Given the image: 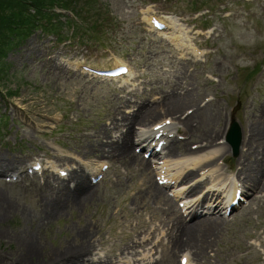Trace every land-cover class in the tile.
Segmentation results:
<instances>
[{
	"label": "rangeland",
	"instance_id": "obj_1",
	"mask_svg": "<svg viewBox=\"0 0 264 264\" xmlns=\"http://www.w3.org/2000/svg\"><path fill=\"white\" fill-rule=\"evenodd\" d=\"M75 2L53 0L45 8L33 6L41 8L40 11L27 9L32 19L23 15L22 19L11 20L16 28L7 35L6 42H0V154L25 158V165L44 159L43 165L51 172H56L55 167L67 168L56 162L58 157L76 168L82 162L98 168L102 159L95 161L97 158L91 156L92 160H81L86 154L80 151L84 142L79 140L83 141L85 135L93 141L96 139L93 130L89 133L83 130L93 127V122L105 125V119H99L110 103L126 97L122 101L129 104L120 107L122 114L130 115L138 109L134 107L136 103L147 105L171 90L192 85L203 99L201 105L209 102L217 105L238 125L241 134L238 154L234 155L232 146L227 144L229 152L226 150L224 162L235 170V161L242 152L245 120L258 115L264 105V0ZM155 16L167 24H175L182 39L170 43L152 34L145 23L151 26L147 18ZM167 30L160 34L170 36ZM82 62L95 68L129 65L131 78L127 82L132 85L126 89L130 94L119 91L117 85L82 75L76 71V64ZM228 132L223 138L220 135L218 141H225ZM177 138L173 143L186 140L189 148L202 144L198 139L190 140L181 131ZM95 144L97 147L98 143ZM222 162L219 160V165L227 170ZM115 168L109 170L99 185L94 200L74 207L67 220L57 222L53 230L32 232L42 259L36 262L47 264L50 260L43 261L44 255L58 254L57 250L67 244L78 243L82 239L80 232L86 230L95 233L96 238H91V243L98 247L95 254L119 257L117 250L130 243L134 228L139 226L136 235H144L146 245L135 244L130 257L141 260L151 256L152 264H164L163 251L172 246L168 238L171 224L156 202L138 199L141 202L138 204L135 199L139 185L145 181L138 167L127 168L117 163ZM6 175H0L3 196L0 205L10 202L13 211L0 222V264H22L14 255L18 247L13 238L31 236L24 231L30 230L31 218L39 217L45 203L39 204L41 197L33 193L29 183L27 187L12 185ZM38 175L43 180L42 170ZM150 178L156 183L152 170ZM261 197L264 193L257 195L255 204L251 203L249 213L243 214L244 208L237 211L222 235L214 238L211 257L213 261L220 260L217 264H236L239 245L250 244L262 251L264 199L260 201ZM185 253L180 250L174 263L180 264ZM111 262L117 264L115 258Z\"/></svg>",
	"mask_w": 264,
	"mask_h": 264
},
{
	"label": "bare ground",
	"instance_id": "obj_2",
	"mask_svg": "<svg viewBox=\"0 0 264 264\" xmlns=\"http://www.w3.org/2000/svg\"><path fill=\"white\" fill-rule=\"evenodd\" d=\"M28 53L30 54L32 51L29 50ZM54 75L61 78L57 73ZM191 87L192 85H187L178 88V90H171L158 102L147 103V105L136 103L134 107L138 109L130 115L122 114L120 107L121 104H129V101H122L126 97L115 101L114 104L110 103L102 115L103 117L99 119H105V125L92 121L93 127L88 126L83 130L88 133L93 130L96 139L93 141L90 136L85 135L83 141L79 140L84 142L80 151L86 154L80 157L81 160H92L91 156L98 159L95 161L102 159V162L105 160L112 162V159L114 161L112 162L113 168L117 163L124 164L127 168L128 166H135L139 169L138 173L144 175L145 181L139 185L138 189L136 188L135 199L139 202L138 204H141L139 201L141 199L143 201L149 199L152 203L156 202L155 204L160 206L161 213L166 216L167 221L171 224V229H168V238L172 246H168L163 251L164 264H175L174 259L180 250L187 252L182 258L188 259V264L193 258L195 259L193 262L195 261L196 264H217L220 260L213 261L211 251L214 250H211L213 247L210 246H213L214 238L217 239L221 236L229 224L225 219L206 217L187 223L162 189L152 181L150 178L152 167L146 160L135 154L132 147L134 144L154 140L157 134H160L159 137H161L158 142L165 139L169 153L166 158H161L158 165L154 167L158 176L169 178L171 182L187 181L179 187V190L175 191L178 195H190L186 198L187 200L201 197L205 193L201 199L191 201L188 205L190 206L189 210H191L189 215L193 217L192 220L197 217V211L202 209L207 202L210 209L219 210L222 207V202L225 201L223 200L225 195L231 191L230 186L232 189L240 190L242 197L250 195V193L257 195L264 193V105H262L258 115L245 120L242 152L235 161L237 163L236 169L232 170L233 166L224 164L227 151L229 152L227 143L219 142L218 138L220 135L223 138L228 132L229 127L234 122L233 118L229 113L224 114L217 105H211L210 102L201 105L200 102L203 99ZM124 91L123 88L121 92ZM190 109L192 111L189 112ZM107 122L110 124L108 125ZM153 126H160V129L155 130L152 128ZM180 131L190 140L198 139L202 144L198 145L197 148L193 146L189 148V141L186 140L180 144L170 142L169 137L177 135L176 133ZM95 143H98L97 147ZM182 149L183 151H181ZM24 160L25 158H10L0 154V175H14L18 177L17 179L21 178L12 185L27 187V183H29L33 193H37L41 197L39 204H42L41 201L45 203L39 217L31 218L30 230L24 231L26 235L31 236H15L13 238L14 241H17L18 250L14 252L17 261L27 264L42 260L37 251V244L33 240L32 232L39 234L45 230L47 233L53 230L60 220H67L66 216L71 214L74 207L84 206L89 200H94L97 197L99 183L92 185L82 168L73 167L72 163L66 162L60 157L58 160L56 159V162L67 167L63 169V173L66 171L65 174L51 172L48 167L43 165V168L46 169L42 171L43 180H40L39 175L27 173L29 164L25 165ZM219 160L223 161L227 170L219 165ZM82 166L92 175L93 168L85 163H82ZM228 174H236V176H229ZM0 196L3 197L1 193ZM5 197L9 200L8 195ZM6 199L4 201L7 203ZM1 201L4 203L3 200ZM12 211L13 207L10 202L1 204L0 222L5 218V215L12 213ZM244 211L248 212L247 209ZM138 227L136 226L134 229L137 230ZM136 230L132 232L134 237L130 243L117 250L120 254L119 257L118 255L114 257L115 263L130 259L131 250H134L135 244L146 245L143 239L144 235H136ZM88 232L87 230L83 233L80 232L82 239L78 243L67 244L64 248L58 249V254L52 252L44 255L43 261L50 260L47 264H71L72 262L74 264H85V262L113 264L111 261L114 258H109L108 253H105L104 256L99 253L95 254L98 247L94 245V242L91 243V238H96L95 233L94 231ZM260 247L262 252L257 251L250 244L239 245L237 249L240 256L237 257L236 264H264V243H261ZM77 257L79 258L77 259ZM132 261V264H145L146 261L148 264V256H144L141 260L132 259ZM130 262L131 260H127L126 264H130Z\"/></svg>",
	"mask_w": 264,
	"mask_h": 264
},
{
	"label": "trees",
	"instance_id": "obj_3",
	"mask_svg": "<svg viewBox=\"0 0 264 264\" xmlns=\"http://www.w3.org/2000/svg\"><path fill=\"white\" fill-rule=\"evenodd\" d=\"M76 1L75 3H80L79 1L82 2V0ZM27 2H31L34 5L30 6L25 4ZM52 2L53 0H0V42H6L7 35L13 32V28H16L15 25L11 23V20L22 19L23 15L32 19L31 15H27V9L34 8L40 11L42 7L45 8V5H49ZM85 3L88 4L87 2ZM33 6L42 7L37 9Z\"/></svg>",
	"mask_w": 264,
	"mask_h": 264
},
{
	"label": "water",
	"instance_id": "obj_4",
	"mask_svg": "<svg viewBox=\"0 0 264 264\" xmlns=\"http://www.w3.org/2000/svg\"><path fill=\"white\" fill-rule=\"evenodd\" d=\"M228 140L233 144L234 149L237 152L240 144V135L237 126L235 124L232 126Z\"/></svg>",
	"mask_w": 264,
	"mask_h": 264
}]
</instances>
